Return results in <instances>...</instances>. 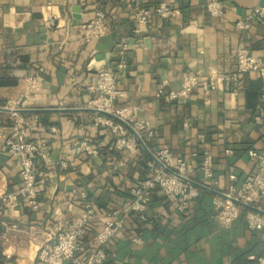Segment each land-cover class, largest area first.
<instances>
[{"label":"crops","instance_id":"obj_1","mask_svg":"<svg viewBox=\"0 0 264 264\" xmlns=\"http://www.w3.org/2000/svg\"><path fill=\"white\" fill-rule=\"evenodd\" d=\"M160 1L179 9L176 16H156L149 25L135 22L137 9ZM223 2V15L213 16L205 0H0V80H9L0 84V105L17 99L36 74L38 89L30 90L22 107L31 109L24 112L33 125L28 137L45 140L50 155L48 162L37 161L47 179L39 207L0 199L4 263L40 264L39 248L53 243L57 220L83 213V191L95 212L82 244L86 252L93 250L109 215L151 173L149 153L142 147L136 152L116 148L97 112L60 109L87 106L97 95L90 87L102 66L115 73L123 92L115 106L129 107L133 121L147 119L154 128V137L146 142L152 153L167 147L186 156L194 165L191 178L206 185L199 165L202 153L209 151L218 179L213 189L224 193L232 182L240 185L252 177L255 163L249 150L264 149V78L258 72H246L211 91L196 86L184 99L155 95L161 88L178 90L189 73L210 78L236 72L240 48L264 66V19L253 12L264 0ZM98 9L107 13L109 31L86 41L83 24ZM36 108L49 109L32 110ZM9 124V112L0 111V127L7 132ZM21 181L20 162L0 137V196L17 191ZM212 194L207 190L180 212L161 192L154 193L147 218L136 213L126 218L103 264H255L264 236L248 227L244 217L222 226L212 214ZM257 207L264 210V197ZM136 233L142 242L131 240Z\"/></svg>","mask_w":264,"mask_h":264},{"label":"built area","instance_id":"obj_2","mask_svg":"<svg viewBox=\"0 0 264 264\" xmlns=\"http://www.w3.org/2000/svg\"><path fill=\"white\" fill-rule=\"evenodd\" d=\"M205 3L211 15H223L225 9L223 0H205ZM178 11L179 9H175L171 4L160 1L155 7L137 9L134 13L135 22L139 25H149L156 16L172 19ZM253 12L257 17L264 19V5L256 6ZM109 27L107 13L102 9H98L95 11L93 18L83 24L84 39L91 41L98 38L106 34ZM236 70L233 73L218 74L210 78H202L196 72L189 73L183 77L178 90L166 92L161 88L156 91L155 95L158 98L164 96L171 100L188 98L196 86L200 85L205 91H211L217 89L219 83L238 81L240 75L246 74V72H258L264 78V66H260L246 47L237 51ZM34 88L38 89L36 74L29 77L27 85L17 99L2 105L11 108L9 111L10 124L7 132L3 126L0 127V137L3 139L5 146L20 162L22 178L17 191L5 192L0 196V199L11 205L18 201H24L31 208L39 207L40 195L47 182L46 177L38 171L37 161L38 159H43L45 162L50 161L46 141L28 137V129L33 125L24 112L18 110L23 108L22 102L26 101L27 94ZM90 88L96 91L97 95L89 100L87 106L121 116L135 127L145 142L154 137L155 130L147 119L133 121L128 116L130 113L129 107L117 108L115 106L123 98V92L118 87L117 76L110 69L100 67L97 81ZM261 102L264 106V91ZM98 114V122L111 130L116 148H125L128 151L136 152L142 147L137 137L124 124L107 115ZM84 145L89 152L96 153L90 146ZM153 154L163 165H160L152 157L148 160L150 175L132 187L130 199L124 202L120 209L114 210L109 215L103 227L96 234V247L93 250L86 252L82 244V239L88 230V221L94 216L95 212L88 193L83 191L80 193L84 201L83 213L73 220H57L51 230L54 237L53 243L44 244L39 248L37 259L40 264H103L108 256L109 244L116 233L123 228L126 218L133 213L138 214L142 219L147 218L148 205L154 191L161 192L176 210L180 212L187 210L201 192L199 186L197 187L183 178V176L191 178L193 174L194 165L191 159L182 155L176 156L167 147L158 148ZM249 154L255 163L252 177L240 185L232 182L225 193L248 205L257 206V203L264 197V149L251 148ZM195 155L196 153L192 154V156ZM202 155L203 158L199 168L206 180V185L214 188V185L218 183V179L213 171V155L209 151H204ZM212 205L215 211L214 217L224 227L232 225L233 221L238 219L242 215V211L246 209L245 222H247L248 227L262 232L264 236V213L253 208H246L236 201L217 193L212 198ZM131 240L133 242L143 241L137 233L132 235ZM257 264H264V247L258 257Z\"/></svg>","mask_w":264,"mask_h":264},{"label":"water","instance_id":"obj_3","mask_svg":"<svg viewBox=\"0 0 264 264\" xmlns=\"http://www.w3.org/2000/svg\"><path fill=\"white\" fill-rule=\"evenodd\" d=\"M74 11H80V8L78 7H75L73 9ZM74 17L75 18H78L79 17V14H74ZM49 108H36V109H32V110H48ZM61 110H89V111H94V112H97V113H100V114H104V115H107L109 117H112L114 119H116L117 121H119L120 123L124 124L127 128H129L133 134L137 137V139L139 140L142 148H144L145 151H147L149 153V155L155 159L160 165H163V163L157 158L154 156V154L152 153V151L149 150L148 146H147V143L140 137L139 133L137 132V130L135 129V127L127 122L125 119H123L121 116L113 113V112H109V111H106V110H102V109H98V108H93V107H89V106H86V107H79V108H60ZM11 110V108L7 107V106H2L0 105V111H6V112H9ZM20 112H27V111H30L31 109H27V108H20L18 109ZM168 170L171 171V169L167 168ZM184 179H186L187 181H190L191 183H193L194 185H196L197 187L199 186L200 188H203V189H207V190H210L212 191L214 194L217 193V194H220L226 198H229L230 200H234L236 201L237 203L243 205L244 207L246 208H253L257 211H260L262 213H264V210H261L259 207L257 206H254V205H251V204H246L244 202H241L239 200H237L236 198L234 197H231L229 195H227L226 193L218 190V189H213L205 184H202V183H199V182H196L194 181L192 178H189V177H185L183 176Z\"/></svg>","mask_w":264,"mask_h":264},{"label":"trees","instance_id":"obj_4","mask_svg":"<svg viewBox=\"0 0 264 264\" xmlns=\"http://www.w3.org/2000/svg\"><path fill=\"white\" fill-rule=\"evenodd\" d=\"M108 17V16H107ZM109 23V22H108ZM6 83H9V80H0V84H6ZM145 157H147V163H148V160L151 158V157H148V156H145ZM156 192H158V191H154L153 193H152V196L154 195V193H156ZM204 193H207V190H205V189H201V192H200V194H199V196H201L202 197V195L204 194ZM198 196V197H199ZM213 196H214V194H212L211 195V199H210V206H211V210H212V214L214 215V213H215V211H214V206L212 205V198H213ZM198 197L196 198V199H198ZM200 197V198H201ZM245 213H246V210H243L242 211V215L239 217V218H241V217H244V219H245ZM238 218V219H239ZM237 220V219H236ZM253 230V229H252ZM254 232H259V233H261L262 234V232H260V231H257V230H253ZM263 235V234H262ZM264 246V245H263ZM262 251H263V247H262V250H261V253H262ZM260 253V254H261ZM259 254V255H260ZM259 255H258V257H259ZM258 257H257V259H256V263L255 264H257V261H258ZM4 261H5V258L4 257H2V256H0V264H3L4 263Z\"/></svg>","mask_w":264,"mask_h":264}]
</instances>
